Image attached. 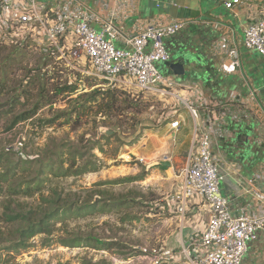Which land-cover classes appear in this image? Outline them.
Segmentation results:
<instances>
[{
  "label": "rangeland",
  "instance_id": "1",
  "mask_svg": "<svg viewBox=\"0 0 264 264\" xmlns=\"http://www.w3.org/2000/svg\"><path fill=\"white\" fill-rule=\"evenodd\" d=\"M44 45L49 46L34 32L0 31V216L21 215L0 223V264H136L140 248L159 247L161 220L147 215L155 212L151 202L165 196L146 180L132 150L141 152L147 135L171 122L183 105L122 91L108 81L80 74L75 78L56 58L57 50L55 56L44 53ZM158 66L166 75L163 63ZM70 85L76 86L74 93L68 92ZM95 89L119 92L110 116L96 114L100 100L86 103ZM18 99L25 104H14ZM41 102L35 116L14 124L19 114ZM74 160V169L89 161L100 169L55 174ZM123 179L129 180L118 183ZM91 201L100 202L98 209L92 214L79 210V217L77 206ZM69 206L77 208L67 211ZM49 209L57 211L50 219L53 233L23 237L20 231ZM72 240L78 246L68 244ZM105 243L111 247L106 249Z\"/></svg>",
  "mask_w": 264,
  "mask_h": 264
},
{
  "label": "built area",
  "instance_id": "2",
  "mask_svg": "<svg viewBox=\"0 0 264 264\" xmlns=\"http://www.w3.org/2000/svg\"><path fill=\"white\" fill-rule=\"evenodd\" d=\"M75 0H0V31H13L24 36L34 32L45 40L44 53L58 54L65 68L81 77L108 81L114 87L157 96H171L178 100L196 118L194 138L184 166L180 211L186 204L200 201L207 207L209 217L203 229L194 230L180 250L158 247L140 248L151 264H242L249 244L264 233V188L251 187L261 210L234 214L229 200L222 194L219 162L213 153V142L225 137V123L247 121L259 116L260 107L240 94L232 92L226 102L212 100L199 88L189 89V96L172 77L163 75L159 64L170 59L165 40L184 30L196 20L173 19L158 15L148 20L134 35L127 37L115 27L113 20L97 31L89 18L71 10ZM248 2L264 5V0H232L226 6L247 5ZM116 15L133 8L132 0H117ZM123 15V14H121ZM244 30V45L264 56V10L252 16ZM222 36L215 45L221 54L234 52L235 30L222 22ZM107 35H111L108 38ZM113 36L123 37L126 47H118ZM254 95V92H252ZM200 112V113H198ZM172 129L182 124L180 113L171 115ZM260 143L264 134L260 133ZM194 250V251H192Z\"/></svg>",
  "mask_w": 264,
  "mask_h": 264
},
{
  "label": "crops",
  "instance_id": "3",
  "mask_svg": "<svg viewBox=\"0 0 264 264\" xmlns=\"http://www.w3.org/2000/svg\"><path fill=\"white\" fill-rule=\"evenodd\" d=\"M231 1L132 0L133 8L131 11L128 10L116 15L117 0H75L71 10H76L79 14L87 16L90 25L97 31H102L104 25L113 20L115 27L123 36L127 37L137 33L148 20L158 15L173 19L196 20L184 30L168 38L166 43L174 44L183 34L192 35L195 32L209 36L212 42L205 43H210L211 53L217 58L219 69L224 74L228 92L218 95L211 94L197 84L179 80L172 74L166 73V75L180 83L184 88L182 93L187 96L191 93L189 89L199 88L210 99L226 102L232 92H235L240 94L242 98L248 99L252 104L259 107L261 105L262 109L259 111V116L247 122L248 124L257 123L256 126L259 127L260 133L264 134V56L244 45V30L250 24L252 16L261 12L262 9L264 10V5L248 2L247 5L238 4L228 8L226 3ZM215 20L235 30L236 46L234 52L221 54L215 50V45L222 36L220 27L213 23ZM107 37L111 38V35H107ZM112 40L118 47H126L123 37L113 36ZM161 100L180 105L171 96L163 97ZM184 109L185 111H182ZM174 113H180L183 118L180 128L172 129L170 122L163 124L157 131L147 135L141 145L143 148L141 152L132 150V156H134L135 161L141 162V167L146 171V180L156 184L159 193L164 191L165 197L162 198L161 202H156L157 200L151 202V209L155 212L147 215L152 220H154L153 218L161 220L159 221L161 223V235L157 236L159 241L157 246L180 250L186 245L194 230L205 227L209 213L207 207L197 200L186 204L184 214L180 211L179 195L182 177L179 173L192 146L196 118L184 106L175 110ZM234 126V123L229 125L228 122L225 123L222 127L225 130V137L218 138L213 142V153L219 162V173L223 177L221 192L229 200L230 209L234 214L259 211L261 209L258 201L250 189L252 185L255 188H264V164H261L258 171L254 172L251 169L240 170L228 161L224 152L226 145L224 140L230 136ZM164 160L170 164H161V161ZM133 170L137 172L138 165ZM149 228L152 229L150 226ZM140 253H142L141 250ZM135 258L136 264H151V261L145 258L144 253ZM242 264H264V233L249 244Z\"/></svg>",
  "mask_w": 264,
  "mask_h": 264
},
{
  "label": "water",
  "instance_id": "4",
  "mask_svg": "<svg viewBox=\"0 0 264 264\" xmlns=\"http://www.w3.org/2000/svg\"><path fill=\"white\" fill-rule=\"evenodd\" d=\"M209 36L198 32L192 35L183 34L174 44H169L170 59L164 62L167 74L179 80L197 84L211 94L228 92L225 77L219 69V63L211 53ZM248 121V120H247ZM247 121L229 122L235 126L230 136L225 138V157L240 170L251 169L254 172L264 164V143H260V131L257 123ZM169 165L167 161H161ZM253 176V175H252Z\"/></svg>",
  "mask_w": 264,
  "mask_h": 264
},
{
  "label": "trees",
  "instance_id": "5",
  "mask_svg": "<svg viewBox=\"0 0 264 264\" xmlns=\"http://www.w3.org/2000/svg\"><path fill=\"white\" fill-rule=\"evenodd\" d=\"M68 88V92L69 93H74L77 88L76 86L74 85H70L67 87ZM67 88L65 90H67ZM103 90V91H102ZM122 91H125L124 89H120ZM120 93H124V92H120ZM119 92L116 91V89H95L94 91L90 92L89 94H87L88 98H86V103H94V102H97L98 100H100L98 102V106H97V111H96V114L98 113H101L102 115L103 114H107L108 116H110L112 113L110 112V110L114 107V105L116 103L119 102ZM86 96V95H85ZM101 98V99H99ZM77 100H79L80 102V98L79 96L76 98ZM75 99V100H76ZM27 100H30V99H27ZM125 100H123L124 102ZM72 102V101H71ZM78 102V104H80ZM25 104L22 103L21 99H18L17 101L14 102V104ZM42 102L41 103H38L35 105V107H33L31 110L29 111H25V112H22L21 114H19L17 117H16V120L14 121V124L15 123H18V122H21V121H26L28 120L29 118H32L33 116H35L37 114V112L39 111V109L42 107ZM90 108H93V107H90ZM111 137V136H109ZM62 162V161H61ZM76 164V161L74 160L73 163L66 167L65 169L62 170V172L60 171L63 167L59 168V170L57 169V171H54L55 174L57 176H67V175H82V174H85V173H89V172H94V171H98L100 168H99V165L95 162H92V161H89L87 162L86 165H83L81 166L80 168L78 169H74V167ZM51 170H53L51 167H50ZM129 179H123V180H120L118 181L119 182H124V181H128ZM107 183H112V182H107ZM102 184V183H101ZM105 184V183H103ZM30 187H27V189L29 190ZM25 193L26 194H31L29 191H27L26 189H24ZM62 197L59 195L58 199H61ZM56 200V201H57ZM55 201V202H56ZM52 202L51 200L49 201V203ZM61 202V201H60ZM99 204L100 202L98 201H91V202H85V203H82L80 205H78L77 207L74 206V207H67V211H70V210H74L75 207L78 209L77 211V214L78 216L80 217V211H83V210H89L90 212H88L89 214H92L94 211H96V209H98L99 207ZM32 212H30L29 214L31 215ZM46 215H44L38 222H31L28 227L26 229H22L20 232L22 234L23 237H26L27 235L28 236H31V235H35L37 233H48V234H51L53 233V229L50 228V219L51 218H55L56 217V214H57V211H52L51 209H49L48 212L45 213ZM84 214V213H83ZM21 215L17 214V215H11V214H5L3 216H0V223L2 221H6V222H13V221H16L20 218ZM25 218H29V217H25ZM26 234V235H25ZM24 243V241H23ZM76 242H74L73 240L68 242V244H70L71 246H78V245H74ZM111 245H107V243H105V248H110ZM161 264H170V263H161Z\"/></svg>",
  "mask_w": 264,
  "mask_h": 264
}]
</instances>
